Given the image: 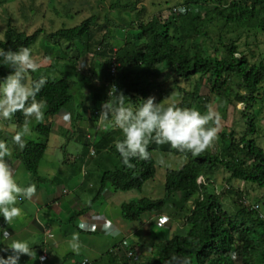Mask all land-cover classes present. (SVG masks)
<instances>
[{
    "label": "trees",
    "instance_id": "trees-1",
    "mask_svg": "<svg viewBox=\"0 0 264 264\" xmlns=\"http://www.w3.org/2000/svg\"><path fill=\"white\" fill-rule=\"evenodd\" d=\"M139 2L140 0H137L133 3L134 9H136ZM219 2L220 7H214L213 11L207 13L204 18L201 17L199 9H195L191 5V3H195V0L184 4L187 9L184 14H173V8H175L173 7L171 11L173 21L160 16L153 17L148 22H142L139 19L140 11L136 15L137 20L131 23L133 28H124V31L127 32H125L126 38L120 46L113 44L107 34L103 35L100 41L92 39V35L94 37L93 29L99 26L96 15L88 18L77 27L63 28L50 35L52 39L64 40L69 44L71 43L70 45L76 41H83L85 37H88L85 44L86 50L94 53L96 58L101 59L103 81L116 83L119 85L118 92L122 91L129 99L135 97L134 102L139 104V99H146L150 95L151 89L148 86L144 87L138 73H134L133 68L136 67L144 70V73H141L144 79L147 78L146 76H154L153 74H156V69L159 66L172 69L180 79L186 81L197 75L207 76L211 88L208 96L204 99L206 104L210 102V95L216 94L218 97H222L224 93H227L229 90L227 76L235 75L240 79L245 89V95H238V100L246 104L244 117L247 122V129L238 142L233 133L222 132V146L215 153L209 148L200 156L194 157L191 153H181L172 149L168 144L156 145L151 143L149 145L151 159L148 161L133 159L131 162L136 167L128 169L123 165L121 156L115 148L114 142L118 130L109 129L107 131L103 130V133H97L99 126L97 119L100 115L97 104L109 99V89L104 85H98L101 93L92 97L94 106L86 108L91 111L89 122L92 123V128L81 129L79 127L82 122L80 118L83 116L80 109L84 108L82 102H77L73 92V88H76L73 78L79 76L77 70L78 60L85 56L84 52H80L78 56L74 57L76 61L71 59L70 67L73 70V76L70 77L69 74L61 73V78L58 81L49 78L37 96L38 100L43 99L46 102V107L43 110L45 117L43 123H34L33 129L44 137V140L36 142L24 139L26 146L23 150L16 145L15 158L21 161V164L30 175V184L54 183L53 180L41 176L39 169L48 149L52 129L51 118L65 111L72 116L74 126L79 130L75 142L82 147L80 158L78 157L79 161L77 158L72 162V177L80 174L84 175L83 184L77 190L86 191L87 182L94 177V171L98 166L105 169L101 173L99 188L95 195L83 208L75 211L71 217L72 221L84 216L93 209L96 203L102 200H110L114 196L111 193L112 190L113 192L141 191L143 186L156 176L154 151L158 150L184 156L187 158V162L177 170L170 169L166 172L162 198L149 199L143 197L124 202L120 211L122 218L130 222H141L143 215H160L162 211L167 209L174 210L180 216L185 212L186 205L192 201L194 195L198 194V197L192 202L190 213L185 219L187 225L185 234H174L167 239L159 237L149 239L152 232L146 233L145 228L144 233L141 232L139 235V241L136 240L132 245H124L122 248L124 244L122 241L121 246V243L114 245L104 255L92 262L87 258L80 259L81 256L76 257V254L70 253L64 257L62 264H69L71 260L74 261L71 264H83L84 262H86L85 264H99L103 263L105 259H108V264H140L134 261V256L128 257V253L132 252L136 255L137 251L145 247H149L151 252L152 261L148 264H165L174 254L190 255L192 264H264V219L259 216L258 212L243 203H237L235 210L225 209L221 203L220 199L222 197L220 195L209 189V186L197 183V178L203 177L205 183L210 185L215 173L218 170H223L228 174L227 181L229 184H227L229 190L227 192L230 194L233 192L231 186L233 181H242L246 184L264 188V149L258 146L255 138L258 131L257 118L253 111V106L260 98V87L264 84V63L251 64L246 56L240 55L239 57L238 44L233 41L228 44L221 41V46H214V56L205 54V47L200 48L199 52L192 53L191 47H186L184 43L178 46L176 43V40L179 39L178 32L180 33L181 29L185 28L187 32H190V30L196 32L197 39L202 31H208L209 24L214 20L220 21V23L221 21L224 22L225 27L230 25L251 30L255 29L264 33V0H220ZM130 6L123 5L120 0H117L111 5V9L116 7L129 8ZM177 20H182L184 25L178 26L176 24ZM187 21H189L188 24ZM135 25L137 26L135 27ZM135 28L138 30L134 33ZM41 33L42 30H38L32 35H28L26 32H20L14 26L8 24L5 39L0 41V48L5 51H16L21 46L32 47L39 40ZM108 33H111L110 29ZM188 36L191 35L185 32L182 34L181 39L188 38ZM50 52L47 51V57H51L52 60L55 59ZM112 52H114L119 64L115 76H112L108 70ZM100 59L94 61L99 62ZM56 64L53 60L52 69L58 71ZM11 71L7 66L0 65V79L6 77ZM29 75L31 80L40 78L32 76V73ZM82 88H79V100L84 98L81 92L83 91ZM200 91L201 87L197 85L195 91L190 94V103L184 97L185 100L177 105L191 108V102L201 99ZM23 119L22 114L17 113L13 121L20 126ZM88 135H92L95 139L90 140ZM11 138L12 136L9 140ZM119 139L123 140L124 137H119ZM91 148H95L94 155H91ZM88 159L91 160L88 161ZM85 161L91 163L88 165L87 176L84 169L82 170ZM108 162L112 165L111 167L106 166ZM93 165H95V169ZM60 183L63 184L62 181ZM239 195L241 197L240 193ZM0 221L2 223L1 230L3 228L8 229V225L2 216H0ZM142 223L141 227H144L147 222ZM148 225L155 227L150 221H148ZM77 230L87 233L85 230L82 231L79 226H77ZM144 238L147 239L145 242L142 241ZM5 245L7 243L3 239L2 232L0 247ZM35 249L40 252L41 247L37 246ZM44 250L45 248L42 247L40 254ZM231 252L236 253V261L229 255ZM0 255L5 257L6 253L0 252ZM36 264H38V261Z\"/></svg>",
    "mask_w": 264,
    "mask_h": 264
},
{
    "label": "rangeland",
    "instance_id": "rangeland-1",
    "mask_svg": "<svg viewBox=\"0 0 264 264\" xmlns=\"http://www.w3.org/2000/svg\"><path fill=\"white\" fill-rule=\"evenodd\" d=\"M116 1L117 0H0V41H4L5 39V32L8 28V24H11L20 32H26L28 35H32L36 31L42 30L39 40L31 47L34 53L33 56L37 60V62L41 63V67L46 65V63H50L44 59L45 56H47L46 54L48 50L51 51L50 54H53V56L57 58V60H53H55V63H57L56 65L58 69L62 68V65L59 63H61L65 59L76 57L80 52H84L85 56L83 57V60L78 64V66H80V70L78 71L79 76L73 78L76 87L73 88V92L75 93L77 102H82L83 105H90L89 107H93L94 102L89 101L87 96H84V99L79 100L78 94V92L80 93V89L78 88L80 86V83L90 82L98 86L99 79H101V81L104 80V77L100 76V73H102V65H100L99 63L98 67H95L93 63L95 59L99 60L100 58H96L94 53L87 52L86 50L85 44L88 40V37H85L83 41H76L74 42V44L70 45L71 43L69 44L64 40L52 39L50 35L53 34V32H56L63 28L70 29L77 27L88 18L96 15L99 26L93 29L95 38L92 35V39L100 41L103 35L107 34L113 44H115L116 46H120L123 44L124 39L126 38V31H124V28H133L131 23L137 20L136 15L138 12L141 11L139 19L142 22H148L153 17L160 16L173 21V16L171 14L172 8L176 6H182L186 2L192 0H140V2L137 4L136 9H134L135 7L133 3H135L137 0H120L123 5L131 6L129 8L116 7L115 9H111V5ZM219 1L220 0H195V3H191V5L194 6L195 9H199L201 17L204 18L207 13H211L213 11L214 7H220ZM188 23L189 21H187V24ZM223 23L224 22L221 21L220 23V21L218 22L217 20L212 21L208 26V31H202L200 33V37L197 39L195 36L196 32H192V30H190V32H187V29H181L180 33L178 32L179 39L176 40V43L178 46H181L184 43L186 47H191V51H193L192 53L199 52L200 48L205 47V54L214 56V46H221V41L227 44L233 41L238 44V50L240 53L239 57L240 55L246 56L251 64L259 65L261 63H264L263 32L257 31L255 29L251 30L230 25L225 27ZM176 24L178 26H183L184 22L182 20H177ZM136 26L137 25H135V27ZM109 29L111 30V33H108ZM135 29L133 31L134 33L138 30L137 28ZM185 32L191 36H188V38H183L182 40V34H184ZM220 35L222 36L221 39ZM222 51L224 53L223 48ZM83 61H85L86 63H84V66L82 65ZM141 69L142 68L140 67L133 68V70H135L134 73H138L143 86H148L149 89H151L150 95L148 97L154 96L157 103L162 102L173 92L176 93V95L172 98V101H174L175 103L180 104L185 100V98L186 101H189L190 103V94L195 91L197 85H200L201 99L196 100L195 102H191V108L199 110L202 114L206 112L207 104L204 102V99L208 96L211 88L207 76L202 77L197 75L186 81L180 79L172 69L159 66L156 69V74H153L154 76H146L147 78L144 79V76L141 75V73H144V70ZM66 72L70 77L73 76L72 68L68 67L67 65L65 73ZM44 73H46V75ZM94 74L99 77L98 80H96L98 77H94ZM42 75L47 76L48 79L51 77L50 80L53 79V81H58L61 78L60 74H56L54 72L42 73L41 71H37L35 73H32V76L37 78L41 77ZM227 77L229 83V90L227 91V93H224L222 97H218L216 94L210 95L209 97V104H213L216 111H218L222 117L218 138L214 142V145L210 148L214 153L221 149L222 132L233 133L236 141L238 142L247 129V122L245 121L244 117L246 104L238 100V95H245L244 86L240 79L235 75H229ZM85 85L86 84H83V86ZM83 89H85V87H83ZM259 95L260 98L253 106V111L257 118L256 125L258 131L255 138L258 146L264 149V84L260 87ZM130 100L131 102H134L135 97H131ZM138 106L139 103H133V107ZM99 109L101 111V106L99 107ZM84 117H86V121H90L91 111L87 110V113H84ZM85 124L86 123L84 122L82 123V125ZM7 126V121L0 119V140H4L6 142L8 141L7 143L12 149V140L7 139L9 138L7 137L8 133L2 131V128ZM117 130L118 131L116 133V139L119 137H124L122 131L119 129ZM97 133H103L102 127L98 126ZM31 135H34V137L30 138L29 136ZM24 139L42 142L44 140V137L31 130L30 134H28L26 138L24 137ZM81 149L82 147L78 143H76L73 138L70 137V139H68V136H61L57 135L56 133H52L50 135L48 151L46 152L44 161L48 164L52 163L51 165L53 167L49 168H54V172H56L57 167L54 164H58L59 168H61L62 165L66 164L65 162H67V160L69 159L68 166H65V169L72 170V161L80 156ZM14 152H12L11 158H6L8 159L11 167L14 163H21V161L15 158ZM71 155L74 156V158L69 157ZM161 157H163L165 161L164 165H159L157 163V160ZM154 158L156 161L157 169L156 176L154 179L149 180L143 186L141 191L113 192L112 190L111 193L114 196L110 200H102L94 205L95 208H104L101 211V216L111 218L114 221L111 222L109 221V219L107 221L104 219H100V224L102 226L104 225L105 227L103 231H100L97 234H87L79 232L77 230L79 217L74 219L73 221L71 220V217L73 216L75 211L73 210L70 214H68L70 217L61 214L62 221L58 220L57 223H61L62 234L65 235L68 233L69 239H71L73 233L78 232L80 235L82 247L79 255L81 254V257H86L88 251L87 248L95 247L100 252V254L104 255L114 245L121 243V246L122 241L124 243L122 248L124 247V245H132L134 242H136V240L139 241V235L141 232L144 233L145 228L146 233L152 232L151 238L149 237V239L157 237L161 239H167L171 238L174 234L186 233L187 225L185 223V219L190 213L193 204L192 202L194 201V199H196V197H198V194L194 195L193 199H191L192 201L186 205L185 212L180 216H178L174 210L167 209L162 211L160 215H143V217L141 218V222H130L124 220L120 214L121 205L124 202H128L133 199H140L143 197L149 199L162 198L165 189L166 172L170 169L177 170L187 162V158L184 156H177L174 154L162 152L160 150L154 151ZM90 160L91 159H88V161ZM88 161H85L84 165L82 166V170L84 169L86 176L89 167L88 165L91 164ZM106 166L111 167L112 165L110 164V162H108ZM20 167L23 168V164H20ZM94 167L95 165H93V168ZM24 169L25 168H23L24 174L20 173L19 171L18 174H16L17 169L13 171L14 177L17 182L20 180H23V182L31 181L30 175ZM40 170L42 174H40L41 176L45 178L49 176L48 174L50 172H45L46 166H42ZM103 170L105 169H102V167L100 168L99 166L95 169V175L90 181L87 182L85 192H83L82 189H80L79 192L77 190V185H79V182L83 183L84 181L83 174L76 176L74 183H70L72 181L71 179L70 182H68V184L70 183V187L66 188L68 190V194H63V201L68 200L71 203H74V208L79 205L81 207L82 204H87L93 198L99 188L100 176ZM227 179L228 174H226L223 170H218L215 173L209 187V189H213L214 191L217 188V193L222 194L224 192L220 200L225 209L229 211L235 210L237 208V203H242V201H244V204L249 207L259 204L261 208H264V188H259L256 185L246 183L243 184V182L239 181H233L231 183L233 192L230 194L223 191V186L228 183ZM53 185L54 187H52V191H54L58 195V193L62 191L63 188H58L56 183H53ZM44 186L47 189L50 188V186L47 187L45 184ZM93 186H95V188L91 189L93 188ZM76 190L77 194L74 192ZM238 192L241 194V197ZM21 203H23V208H27L30 201L24 199V201ZM59 203H62V201H59ZM16 205L17 207H20L19 205L22 206V204H18V202ZM95 208L93 207V209L89 212L93 211ZM161 216H167L170 219L167 223L161 224ZM145 221L147 222L146 225L144 227H141L143 225L142 222ZM148 221H150L151 224H154L155 227L149 226ZM87 225H89V223ZM115 226L117 227V229H121V231L117 232ZM0 228H2L1 222ZM106 228L113 234H107V232L105 231ZM95 229L96 231L99 230L96 226ZM146 240V238L142 239L143 242H145ZM28 242L29 244H33L34 240H30ZM66 249L70 250L68 244L61 246L58 252H62ZM139 253L142 255V264H148L152 261L149 247H145L144 251L140 250ZM96 259L97 258L93 257L91 261H94ZM236 259L237 257L233 260L236 261ZM99 264H108V259H105L103 263Z\"/></svg>",
    "mask_w": 264,
    "mask_h": 264
},
{
    "label": "clouds",
    "instance_id": "clouds-1",
    "mask_svg": "<svg viewBox=\"0 0 264 264\" xmlns=\"http://www.w3.org/2000/svg\"><path fill=\"white\" fill-rule=\"evenodd\" d=\"M177 11L184 14L187 9L181 7ZM98 49L100 50V48ZM113 54L114 52H112V56ZM46 59L52 68L51 57L46 56ZM55 59L57 60V58ZM110 62L108 63V70ZM99 63H101V59ZM0 65L7 66L12 70L6 77L0 79V119L11 121L17 113L22 114L24 117L22 125H11L13 128L19 127L11 140L13 144L18 145L23 150L26 146L24 137L31 132L32 120L40 122L45 117L43 110L46 107V102L43 99L38 100L37 96L46 85L48 77L42 75L38 80L30 79L29 74L37 72L41 68V63L37 62L33 56V49L28 46H21L16 51H5L0 48ZM44 74L46 75V73ZM109 83L113 84V82L101 81V79L98 82L99 86L104 85L109 89V99L97 104L99 107L101 106L97 122L105 131L109 129L122 131L124 139L117 138L114 143L123 165L128 169L136 167L131 162L133 159L142 161L151 159L149 152L151 143L156 145L168 144L172 149L181 153L188 152L192 156L198 157L211 148L218 138L222 117L213 104H207V110L202 114L195 108L178 106L172 101L176 95L173 92L160 103L156 102L154 96L147 99L140 98L139 106L133 107V102L122 91L118 92L119 85L114 83L118 89L115 85L110 88ZM63 119L68 121L70 115L65 114ZM11 156L12 149L8 143L0 140V216L4 218L7 225L22 215L21 209L15 206L18 198L31 201L37 192L35 183L27 187H21L17 183L13 168L6 159L11 158ZM157 163L164 165L163 157L159 158ZM197 183L209 187L211 185V183L210 185L205 183L203 177H198ZM228 190L229 186L225 184L223 191L227 192ZM217 192L218 189L216 188L214 193L217 195L222 196L224 193ZM63 194H68L66 188L63 189ZM242 203L244 204V201ZM249 208L258 212L259 216L264 219V208H261L259 204ZM169 219L167 216H161L160 223H167ZM79 227L87 233L96 232L95 226L90 227L82 221L79 222ZM105 231L109 235L113 234L107 228ZM2 232L4 240H9L12 237L6 228H3ZM68 247L77 255L80 253L82 244L78 232L72 234L70 241H68ZM9 250L12 254L8 255L6 259L0 255V264H20L21 256L32 258L34 255L33 249L27 241L12 239L10 245L0 249V252L7 253ZM229 255L233 259L236 258L235 252H231ZM141 256L139 253L137 263L142 264ZM41 259L43 260V257ZM165 264H192V259L187 254H174Z\"/></svg>",
    "mask_w": 264,
    "mask_h": 264
},
{
    "label": "crops",
    "instance_id": "crops-1",
    "mask_svg": "<svg viewBox=\"0 0 264 264\" xmlns=\"http://www.w3.org/2000/svg\"><path fill=\"white\" fill-rule=\"evenodd\" d=\"M33 55H34V53H33ZM44 59L47 60L46 56ZM71 59H74V57L73 58H67L64 61H62L61 63H59L62 65V68L61 69L57 68L58 71H55L54 69H52L50 63H46V65L41 67L38 71H41L42 73L43 72H47V73L54 72L56 74L65 73L66 65L68 67L71 66V62H72ZM74 60L76 61V59H74ZM82 60H83V57L79 58L78 64ZM86 62H87V58H86ZM94 62L93 63L95 65V67H98L99 62L98 61H94ZM84 63H85V61H83V63H82L83 66H84ZM77 70L78 71L80 70V66L77 67ZM66 74H67V72H66ZM100 76H101V73H100ZM94 77L97 78L98 76L94 74ZM90 78H93V77H90ZM98 79H99V77L96 80H98ZM83 84H87V83L82 82V83H80V86H79V88L85 87V89L82 88L83 96H87L89 101L94 102L92 97H94V95L97 96V94L101 93L100 88L97 85H94L93 83H90V84L85 85V86H83ZM99 103H101V102H99ZM89 106L90 105H82V107L85 110L82 109V111H81V109H80V112L83 113V116L80 118L82 120V122L79 124V127L81 129H91L92 128L91 127L92 123H90L89 121H86V119H85L86 117H84V113L85 114L87 113L86 108ZM65 114H68V113L63 111V112L59 113L58 115H56L55 117L51 118V127H52L51 134L56 133L57 135L68 136V139H70V137H71V138H73L74 141H76V138L78 135L77 133H79V130H77V128L74 126L72 116H70V119L68 121H65L63 119ZM43 122H44V119L40 122H37L33 119L32 124H31V130L34 131V129H33L34 123L38 124V123H43ZM83 122L86 124L82 125ZM7 124H8V126L3 127L2 131L8 133L9 136L7 134V137H9L8 139H10V137L13 136L16 131L19 130V127H16V128L11 127V125L15 124L13 119L11 121H7ZM11 128H12V130H11ZM0 132H1V129H0ZM34 132H36V131H34ZM26 136H25V138H26ZM29 137L30 138L34 137V135H31ZM27 140H29V139H27ZM16 147L17 146L12 143V152L15 151ZM47 151H48V149H47ZM45 156H46V154H45ZM69 157L74 158V156H72V155ZM77 158H75V159H77ZM68 160H67V162H65L66 164L62 165L61 168H59L58 164L55 163L54 165L57 167L56 172H54V168H49V167H53L51 165L52 163H49V164L45 163L44 158L40 164V169L42 168V166H46L45 172H48V171L50 172L48 174L49 176L46 177L48 180H53L54 183H57V181H59V180L63 182V184L60 183V181H59V183H57V187L61 188V189L62 188L64 189L67 187L69 188L70 183L75 182L74 181L75 177L74 176L72 177V174H73L72 170L65 169V166L66 167L68 166V163H69ZM20 164L21 163L17 162V163H14L12 166L13 171L17 169L16 174H18V171L20 173L24 174V172H23L24 167L23 168L20 167ZM40 174H41V170H40ZM71 179H72V181L70 182ZM68 182H70V183L68 184ZM17 183L21 187H27L30 185V181L29 182H23V180H20ZM50 184H52V183H50ZM50 184H48V183L45 184L47 187L50 186L49 189L45 188L44 184H41V185L36 184V187H37L36 195L32 198V200L30 201L29 206L27 208H23V203H21L24 201L23 198H18V200H17L18 204L19 203L22 204V206L19 205L20 206L19 208L22 211V215H21V217L13 220V222L10 225H8L7 230L11 234L12 237L9 240H4V241H6L7 245L0 247V249H4V248L8 247L10 245L12 239L27 241V242L30 240H34L33 244H29V246H31V248L33 249V252H34L33 257L30 258L28 256H23V257L21 256L20 264H36V262L38 261V258H39L38 254L40 255L42 247L47 249L48 255H49V259L46 262V264H62L63 259L66 255H68L70 253H74L68 249L63 250L62 252H58V250L61 248V246L68 244V241H70V239L68 237L69 236L68 233L65 235L62 234L61 223L58 224L57 221L58 220L62 221L61 214H64L65 216H69L68 214H70L73 210L78 211L79 209L83 208L86 204H82L81 207L79 205V206H76V208H74L75 207L74 203H71L68 200L63 201V197H64L63 193H62L63 190L60 191L57 195V193L52 191V187H54V185L53 184L50 185ZM81 184H83V183L79 182V185H77V186L80 187ZM93 188H95V186H93ZM78 191H80V189H78ZM59 201H62V203H59ZM100 204H102V203H100ZM15 206H17V205H15ZM94 208H95V206H94ZM103 209H104L103 207L95 208L93 211L85 214L84 216L79 217L78 222L82 221L86 225L89 223L88 226L91 227V226L95 225L97 227V229H99L95 233H87V234H97L100 231L104 230L105 227H104V225L102 226L100 224V221H101L100 219H104L106 221L109 219V221L114 222L111 218H106L104 216H101V211ZM77 226H79V223L77 224ZM115 228L117 229L116 226H115ZM118 229H117V232L121 231V229H119V230ZM1 234H2V230L0 228V235ZM37 246L41 247L40 252H38V250L36 251L35 248ZM144 249L145 248H142L141 250L144 251ZM87 250L88 251H87L86 257H81V258H87V259H89V261H91V259L93 257L98 259L102 256V254H100V252L95 247L87 248ZM11 254L12 253L9 250L6 253V256L4 258L6 259L7 256L11 255ZM74 254H76V253H74ZM80 255L76 254V257H79ZM71 262H74V261L71 260ZM71 262L69 264H71Z\"/></svg>",
    "mask_w": 264,
    "mask_h": 264
},
{
    "label": "built area",
    "instance_id": "built-area-1",
    "mask_svg": "<svg viewBox=\"0 0 264 264\" xmlns=\"http://www.w3.org/2000/svg\"><path fill=\"white\" fill-rule=\"evenodd\" d=\"M181 7H183V8H185L186 9V7L185 6H180V7H175V8H173V14H175V15H179V14H181L179 11H177V9H179V8H181ZM119 64H118V62H117V59H116V57H115V55L113 54V56H112V58H111V62H110V64H109V70H110V73H111V75L112 76H115L116 75V73H117V66H118ZM109 86H110V88L113 86V85H115L116 87H117V85L116 84H111V83H109L108 84ZM117 89H118V87H117ZM88 138L90 139V140H93V136L92 135H88ZM95 154V148H91V155H94ZM202 182V180L200 181V183ZM64 192L65 193H67V191L66 190H64ZM132 256H134V261H137L138 259H139V252H137L136 253V255H134L132 252H129L128 253V257H132ZM41 257H43V260L41 259ZM48 259H49V255H48V251H47V249H45L40 255H39V258H38V264H46V262L48 261ZM86 262H84L83 264H85Z\"/></svg>",
    "mask_w": 264,
    "mask_h": 264
}]
</instances>
